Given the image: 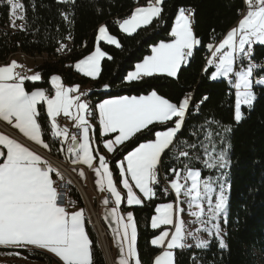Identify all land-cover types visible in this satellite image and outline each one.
Returning <instances> with one entry per match:
<instances>
[{"label": "snow or ice", "instance_id": "1", "mask_svg": "<svg viewBox=\"0 0 264 264\" xmlns=\"http://www.w3.org/2000/svg\"><path fill=\"white\" fill-rule=\"evenodd\" d=\"M5 2L10 9L11 27L24 30V25L16 23L17 20L26 18L23 4L19 0ZM57 2L74 4L75 0ZM163 3L164 0H148L146 6L136 7L130 16L118 24L119 29L131 35L138 29L151 25L154 19L161 18ZM247 4V14L237 27L227 32L219 46L208 45L212 59L207 63L210 66L214 64L215 67L211 79L227 78L228 84L235 89L234 122L237 126L245 118L242 106L251 110L258 99L254 83L264 86V78L254 75L256 72L264 73V66L252 61V46L257 42L264 44V0H247ZM194 14L193 9H178L170 32L171 40L161 41L152 47V54L136 63L134 70L127 72V83L141 82L157 74L179 78L182 66L187 65L194 49L201 43L193 31ZM61 15L68 24L72 23L69 17L73 13ZM70 35L69 32L66 39ZM97 39L119 46L118 39L108 33L107 25L98 28ZM61 49L71 52L67 44H62ZM105 56L106 53L96 47L90 55L75 62L74 67L87 77H98L101 73V60ZM16 68L15 61L0 67V119L9 124L14 123V127L30 141L49 149V143L43 139L39 123L41 112L38 110V105L46 103V113L51 118V137L61 144L68 142L67 152L75 154L73 163L92 166L97 159L90 144V132L95 129L82 113H98L99 126L104 135L103 146L109 153L117 155L138 134H151L157 125L166 128L155 131L154 139L139 143L131 151H127L123 159L116 161L120 182L126 189L128 206L144 204L134 188L148 201L157 197V188L161 195H175V202L159 204L155 208L156 215L151 218L150 226L154 230L160 229L162 225L174 229L171 232L162 230L150 241L152 246L160 249L152 264H175V249L184 250L193 246L201 250L208 249L213 238L217 240L220 249L227 248L221 236V220L227 223L229 212V135L233 129L230 125L210 120L206 123L216 125L219 131L213 132L211 127L200 125V138L195 143L178 137L185 125L186 116L198 113L200 105L208 99L207 96L195 102L192 95H185L181 101L174 103L153 90L147 95L105 99L92 109L86 100L82 101L83 93L72 95L74 88L65 87L60 83L61 77L56 75L51 77L54 96L50 97L45 90L26 91L24 81H38L41 76L39 73L24 76L16 72ZM104 87L107 89L109 86ZM61 115L77 122V127L82 130V139L70 134L67 127L59 125L57 118ZM169 122L173 126H168ZM108 134H114V137L109 138ZM197 134L195 128H190V135L196 137ZM0 146V158H3L0 162V246H37L54 254L62 264H93L92 240L85 228L84 209L69 212L58 202L59 194L53 179L57 175L56 169L49 166L36 151L8 135L0 133ZM169 153H173L176 160L190 156L194 160H202L203 170L215 171L216 175L202 179V169L184 163L180 169H169L175 178H162L159 174V169L163 166L162 156ZM80 174L84 175L82 171ZM95 175V183L101 190L110 192L115 198V205H120L122 194L116 187L109 161L104 155L98 156ZM103 203L109 205V199L104 198ZM186 212L193 218L192 223L200 227L193 230L186 226L183 218ZM105 219L114 224L110 227L120 252L119 264H142L137 248L138 232L133 212L128 211L125 218L117 207H111ZM199 233L207 234L208 239L202 238ZM189 239L194 244H188ZM192 259L195 261L197 258L193 256Z\"/></svg>", "mask_w": 264, "mask_h": 264}, {"label": "trees", "instance_id": "2", "mask_svg": "<svg viewBox=\"0 0 264 264\" xmlns=\"http://www.w3.org/2000/svg\"><path fill=\"white\" fill-rule=\"evenodd\" d=\"M141 2L145 4L148 0H75L74 4L58 3L57 0H19L24 6L23 14L26 17L24 30L0 35V61L6 60L14 52L28 56H49L47 61L36 67L41 79L25 80V90H45L52 95L55 90L51 77L56 75L61 77L60 83L64 86L89 87V92H86L92 109L107 98L147 95L153 90L174 103L191 93L195 102L207 96L208 99L200 105L198 113L186 116L185 125L178 137L195 143L200 138V125L211 127L213 132L219 131L216 125L206 123L210 120L230 125L233 129L229 135L231 163L228 178L231 187L224 235L227 248L220 249L217 240L213 238L208 249L192 247L176 250L175 264H264V86L254 83L258 99L251 110L242 106L245 118L237 126L234 122L235 89L228 84L226 78L212 80L214 67L205 63L210 50L208 45L217 44L241 19L240 11L245 9V0H164L161 18L154 19L151 25L138 29L134 34L123 33L118 27L119 20L131 14ZM180 7L195 10L193 31L201 43L194 49L187 65L182 66L179 78L157 74L141 82L127 83V72L150 55L152 47L161 41L171 40V28ZM68 12L73 13L69 17L71 24L61 15ZM0 13L3 23H11L10 9L5 0H0ZM101 25H107L108 32L118 39L119 46L100 42V48L106 56L101 62L100 75L91 78L78 72L74 64L92 51ZM69 32L70 39L73 40L71 52L67 57H59L55 50L66 40ZM252 47V60L264 62V44L256 43ZM256 75L257 78L264 77L261 72H256ZM105 85L109 87L106 89ZM38 110L41 112L39 123L43 139L50 145L49 152L58 154L60 142L51 137L45 103L38 105ZM168 126L173 125L169 122ZM190 128L197 130L196 137L190 135ZM162 130L166 128L157 125L151 134H138L132 143L124 146L122 153L114 154L111 167L117 181H120V177L116 161L139 143L154 139L155 131ZM117 152L119 153V148ZM170 157H173V153L162 156L163 166L160 167L163 175L169 179L174 178L169 169H180L184 163L202 169V179L216 173L203 170L202 160H194L191 156L181 160ZM156 191L157 197L131 208L137 223V248L142 264H152L153 258L160 252V249L150 244L165 229L161 226L154 230L150 226L151 218L156 214L155 208L173 199L172 195H161L159 188ZM71 198L73 202L84 206L82 195L75 186L72 187ZM85 226L92 240L93 264H107L97 233L86 214ZM193 256L197 258L195 261ZM0 264L59 263L41 251L0 247Z\"/></svg>", "mask_w": 264, "mask_h": 264}, {"label": "crops", "instance_id": "3", "mask_svg": "<svg viewBox=\"0 0 264 264\" xmlns=\"http://www.w3.org/2000/svg\"><path fill=\"white\" fill-rule=\"evenodd\" d=\"M253 2H255V0H253ZM245 3H246V0H245ZM239 21L233 27H237ZM101 26H103V25H101ZM97 34H98V32H97ZM225 36L223 38H225ZM223 38L217 43V46H219V43L223 40ZM17 54L22 55V56H26L27 58H31L33 61H35L37 63V65L47 61V60H44L45 59L44 57H41L39 55L38 56H28V55L23 54V53H17ZM19 66H26V67H28L30 69V71L28 73V77H29V74H33L35 71H37L36 67L33 66V64H31V65L19 64ZM208 66H210V65H208ZM161 75H163V74H161ZM65 87H70V86H65ZM72 87L75 90L74 93H72V95H80V93H79L80 89H81V91H84V92L88 91L89 92V87H82V88L81 87L77 88V86H72ZM47 95H49V94H47ZM52 96H54V95L53 94L50 95V97H52ZM113 98H115V97H113ZM107 99H112V98H107ZM45 107H46V103H45ZM82 114L85 116V118L89 121V123L95 129V131L90 132V137H91L90 144L92 145V147L94 149L93 154H94V156H97V159L93 161L92 166L84 165L83 163H73V157H74L75 154H69L67 152V147H68V142L67 141H65V144H64L65 145V153H66L68 161L73 166L72 172L74 173L77 181L81 184L82 188H84L89 193L92 201L96 205H98L99 213H100V221H101L103 227L106 229V232H107V235H108L107 243H108V248H109V251H110V256H111L112 260L116 264H119L120 252H119V248H118V246L116 244V237L112 234L111 227H110V225L114 226V224L109 219H105V216L107 215L108 210L111 207H117L118 212L122 216H124L126 218L127 212L128 211H132L131 208L133 206H128L126 204V189L123 188V185H122V183L120 181L116 180L114 174H113V178H114V181L116 182V187L122 194L121 204L120 205H115V198L113 196H112V200H113V205L112 206H108V205L106 206L103 203V200L105 198L103 196V193H106L108 191L106 189L105 190H101L100 186L95 183V181H96L95 168L98 167V156L99 155H104L106 157V159L109 161L110 169L113 172L112 167H111V160H112V158H113L115 153H109L106 150V148L103 146L104 135L102 134V131H101L100 126H99L98 113L97 112H95V113L92 112L91 114H89V113L85 112V113H82ZM49 120H51L50 117H49ZM75 124L77 125V122H75ZM97 129H98V132H96ZM0 133L8 135L10 138H14L18 142H21V143L25 144V146H28L31 150L36 151L37 154L41 155L42 159H44V158H43V156H42V154L40 152H42V153H50L49 149H44L41 145L37 144L36 142L30 141V139L28 137H26L23 133H21L18 129H16L14 127V123L13 124H9L8 122L3 121L2 119H0ZM108 136H109V138H113L114 134H108ZM81 139H82V137H81ZM0 148H2V146H0ZM96 149H98V151H96ZM3 150L6 152V149H3ZM58 152H60V146H58ZM2 160H3V158H0V162H2ZM81 171L84 173L83 176H81V174H80ZM53 179L56 181V184H57V180H56L55 176H53ZM130 183H132V182L130 181ZM56 184H55V186H56ZM134 191L137 192V195L140 196L141 199L144 200V202L147 200V198L143 197L142 194H140L139 191L136 190L135 188H134ZM84 196H86V195H84ZM84 196H82V198L84 200V204L89 203V200L87 198H85ZM80 209H84V217H85V213H86L85 207L82 206V205H79L77 202L71 201L69 206L66 208V210L69 211V212L77 211V210H80ZM183 218L186 221V226H188L190 229H193L192 226L190 225V223H191L190 222V218H191L190 214H188L186 212L183 215ZM162 226L165 227L164 230L167 229V230H170V232L174 231V229H172L171 226H165V225H162ZM85 228H86V226H85ZM98 239H99L100 246L103 247V238L101 239V237L98 236ZM204 239H208V238H204ZM188 242H189L188 244H194L193 240L189 239ZM0 247L19 248V247H15V246H0ZM23 249L37 250V251L44 252V253L52 256L59 264H62V262L59 261L58 257H55L54 254L49 253L46 249H40L37 246H28L27 248H23ZM176 250H178V249L174 250V257H175Z\"/></svg>", "mask_w": 264, "mask_h": 264}, {"label": "built area", "instance_id": "4", "mask_svg": "<svg viewBox=\"0 0 264 264\" xmlns=\"http://www.w3.org/2000/svg\"><path fill=\"white\" fill-rule=\"evenodd\" d=\"M138 5H145V4H144V2H141ZM247 9H248V6H247V3H245V9L240 11V15L244 16L247 13ZM16 23L22 24L25 26V19L24 20H17ZM17 31L18 30L13 29L11 27V23H8V24L5 22L3 23L2 18H1V13H0V35L5 33V32L15 33ZM62 44H67L69 46V48L72 49L73 40H71L70 38H67ZM61 45L55 51L58 52L59 55L67 57L68 54H70V53L66 50H62ZM213 46L218 47L217 44H214ZM35 54H38V53H35ZM29 55H33V54H29ZM16 56H17V52L11 53L7 57L6 60L0 61V66L11 64L13 58ZM209 59H212L211 50H209V53L206 56L205 63L207 66H208L207 61ZM252 61L259 66H264V62H256L254 60H252ZM15 71L24 75V76H28L30 69L26 66L17 65V68L15 69ZM254 75L257 76L256 73H254ZM81 93L84 94L81 96V99L89 102V100L87 98V92L80 91V94ZM189 95L193 96V93H191ZM57 120H58V123L61 127H67L69 129L70 134H75L78 137H81L82 130L77 127V125L75 124V122H73V120L71 118H67V117H64L63 115H61L60 117L57 118ZM64 144H65V142H63V144L60 143V152H58V154L54 155V154H50V153H42V152H40V153L42 154L44 160H46L48 162L49 166L56 169L57 175H54V176L57 180L56 187H57L58 194H59L58 195V202L62 206L67 208L72 201L71 190H72L73 186H75L80 191L81 195H86V192L82 188L81 184L77 181L74 173L72 172L73 166L67 159ZM159 174L162 178L165 177L163 175L161 169H159ZM169 195L173 196V199L171 200V202H175L174 193H171ZM103 196L105 198L109 199V205L108 206H112L113 205L112 195L109 192H106V193H103ZM84 207L86 209L85 214H86L91 226L96 231L97 236H103V247H101V248L103 250L106 263L107 264H116L110 256L108 244L106 243V240H105V238L107 237V232L105 231V228L103 227V225L100 221V213L98 211V209H99L98 205H96L92 200L89 199V204H84Z\"/></svg>", "mask_w": 264, "mask_h": 264}, {"label": "rangeland", "instance_id": "5", "mask_svg": "<svg viewBox=\"0 0 264 264\" xmlns=\"http://www.w3.org/2000/svg\"><path fill=\"white\" fill-rule=\"evenodd\" d=\"M246 3H247V0H246ZM146 4L147 3H145V5H137L136 7H139V6H146ZM247 6H248V4H247ZM135 7V8H136ZM134 8V9H135ZM249 10V7H248V9H247V11ZM247 14V13H246ZM245 14V15H246ZM131 14H129L128 16H130ZM128 16H126V17H124V18H127ZM124 18H122V19H120L119 20V23H121L122 22V20L124 19ZM243 18V15H242V17H241V19ZM240 19V20H241ZM109 33V32H108ZM110 34V33H109ZM111 35V34H110ZM129 35V34H128ZM97 37H98V34L96 35V40H95V46H94V48L92 49V51L89 53V54H87L86 56H88V55H90L94 50H95V48L96 47H100V42H105V43H107V41H103V40H99L98 41V39H97ZM257 43H259V42H257ZM101 49V48H100ZM102 50V49H101ZM103 51V50H102ZM151 54H152V52H151ZM150 54V55H151ZM86 56H84V57H86ZM84 57H82V58H84ZM81 58V59H82ZM80 60V59H79ZM78 60V61H79ZM13 61H15L16 63H17V65H19V64H28V65H31V64H33V66H35V67H37V63L35 62V61H33L31 58H27L26 56H22V55H19V54H17V56L16 57H14L13 58V60H12V62ZM78 61H76V62H78ZM101 62H102V60H101ZM140 62H142V61H140ZM139 63V62H138ZM10 65V64H9ZM2 66H7V65H2ZM2 66H0V67H2ZM214 66V65H213ZM77 70V69H76ZM132 70H134V69H132ZM214 70H215V67H214ZM77 71H79V70H77ZM131 71V70H130ZM37 73H39L38 71H35L33 74H29V77L30 76H32V75H35V74H37ZM81 73V72H80ZM81 74H83V73H81ZM91 78H96V77H91ZM262 78H264V77H262ZM217 79H220V78H217ZM227 79V78H226ZM39 81V80H38ZM82 88V87H81ZM80 91H81V89H80ZM80 91H79V93H80ZM54 94H55V91H54ZM53 94V95H54ZM50 96V95H49ZM93 113H95V111H92ZM91 112V113H92ZM51 119V118H50ZM184 173L182 172L181 173V175H183ZM216 175V173L214 174V175H212V176H215ZM175 178V177H174ZM84 189V188H83ZM85 190V189H84ZM85 192H86V196H84L85 198H87L88 200L90 199V200H92L91 199V197H90V195H89V193L85 190ZM98 211H99V209H98ZM192 220H193V218L191 217L190 218V225L192 226V228H193V230L195 229V228H197V227H200V225H198V224H193L192 223ZM225 222L223 221V219L221 220V236L223 237V240H224V235H225ZM105 231H106V229H105ZM199 235H201L202 236V238H208V236H207V234H205V233H199ZM105 240H106V243H107V240H108V235H107V237L105 238ZM189 243V242H188ZM108 244V243H107ZM28 262V261H27ZM31 263V262H30Z\"/></svg>", "mask_w": 264, "mask_h": 264}, {"label": "bare ground", "instance_id": "6", "mask_svg": "<svg viewBox=\"0 0 264 264\" xmlns=\"http://www.w3.org/2000/svg\"><path fill=\"white\" fill-rule=\"evenodd\" d=\"M192 26H193V24H192ZM57 53V55L59 56V57H62V55H59V53L58 52H56ZM41 57H44L45 59L44 60H48L49 59V56H47V55H42ZM84 92V91H83ZM82 196H84V195H82ZM87 204H89V203H87ZM101 237V239L103 238V236H100ZM187 243H188V240H187Z\"/></svg>", "mask_w": 264, "mask_h": 264}]
</instances>
